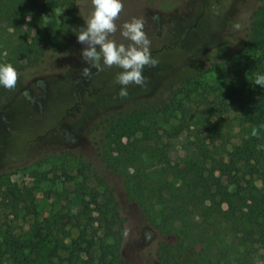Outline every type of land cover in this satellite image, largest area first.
Listing matches in <instances>:
<instances>
[{
    "label": "rangeland",
    "instance_id": "rangeland-1",
    "mask_svg": "<svg viewBox=\"0 0 264 264\" xmlns=\"http://www.w3.org/2000/svg\"><path fill=\"white\" fill-rule=\"evenodd\" d=\"M122 2L115 21L117 31L109 39L128 47L133 42L121 35L123 25L134 18L144 20L151 55L158 61L155 67L144 69L146 87L130 84L128 95L121 97L116 76L123 70L115 65H102L99 71L92 69L89 78L83 77V69L90 66L82 59L86 45L77 42V35L94 11L92 0H75L69 27L74 38H68L63 25L69 18L67 9L48 11L44 23L61 50L47 53L37 66L27 61L11 64L18 73L16 86L0 87V245L7 253L4 257L0 253V264H112L113 240L106 235L108 223L103 214L111 191L125 230L121 263L117 264H160L152 249L163 241H175L176 236L165 235L159 204L148 216L127 192L126 171L108 167L100 152L102 131L97 128L104 112L127 108L140 98H148L150 105H162L194 75L189 93L194 103L188 105V112L196 119L171 142V159H184L189 154L187 144L204 136L205 130H213L219 116L237 133L236 114L227 113L222 103L233 87L247 85L250 54L236 53L230 36L234 27L249 25L264 0ZM25 29L30 37L35 35L34 29ZM222 43L228 47L223 55L227 59L220 64ZM8 58L12 59L10 53L2 51L0 64H9ZM209 69L213 70L198 75ZM156 170L153 166L147 169L154 175ZM13 189L34 194V215L12 214L7 208L4 200ZM218 231L229 239L234 235L227 226ZM15 239L24 244L14 258L10 243ZM28 257L34 260L27 263Z\"/></svg>",
    "mask_w": 264,
    "mask_h": 264
},
{
    "label": "trees",
    "instance_id": "trees-1",
    "mask_svg": "<svg viewBox=\"0 0 264 264\" xmlns=\"http://www.w3.org/2000/svg\"><path fill=\"white\" fill-rule=\"evenodd\" d=\"M60 8L69 12L63 25L68 38H74L69 27L75 0H0V53H10L7 63L27 61L37 66L47 53L61 50L44 23L48 11ZM26 27L35 30L33 37ZM230 39L236 53L250 54L247 85L233 87L222 103L227 113L235 112L237 133L219 116L213 130H205L204 136L187 144L189 154L184 159H171V142L196 119L188 112V105L194 103L189 96L194 75L162 105L140 98L100 117V152L108 167L126 171L127 192L148 216L159 204L165 235L176 236L175 241H163L153 250L160 264H264V88L254 84L257 75H264V4L253 12L246 28L234 27ZM227 48L225 43L218 48L220 64L227 59L223 57ZM151 166L157 169L155 175L147 171ZM6 199L12 214L36 212L30 190L13 189ZM106 202V235L113 240L109 252L112 264H117L121 263L124 222L112 191ZM224 226L234 231L231 239L218 231ZM22 244L19 239L10 243L14 258ZM0 253L1 257L7 254L2 244ZM33 260L28 257L26 262Z\"/></svg>",
    "mask_w": 264,
    "mask_h": 264
},
{
    "label": "clouds",
    "instance_id": "clouds-1",
    "mask_svg": "<svg viewBox=\"0 0 264 264\" xmlns=\"http://www.w3.org/2000/svg\"><path fill=\"white\" fill-rule=\"evenodd\" d=\"M92 4L94 11L77 35V42L86 45L81 53L82 59L90 66L83 69V77L89 78L91 70L99 71L102 65H115L123 70L116 76L121 97L128 95L130 84L146 87L144 69L146 66L155 67L158 61L151 55L150 40L143 30L144 20L134 18L125 23L121 35L133 43L128 47L117 45L109 36L117 31L115 21L122 12V0H92ZM17 78L18 73L11 64H0V87L13 89ZM254 84L264 88V75H257Z\"/></svg>",
    "mask_w": 264,
    "mask_h": 264
},
{
    "label": "flooded vegetation",
    "instance_id": "flooded-vegetation-1",
    "mask_svg": "<svg viewBox=\"0 0 264 264\" xmlns=\"http://www.w3.org/2000/svg\"><path fill=\"white\" fill-rule=\"evenodd\" d=\"M146 233V231L144 230L143 231V234H145ZM158 247V246H157ZM153 250H154V248L152 249V251H151V254H152V256L155 258V254H153ZM156 259V258H155Z\"/></svg>",
    "mask_w": 264,
    "mask_h": 264
}]
</instances>
